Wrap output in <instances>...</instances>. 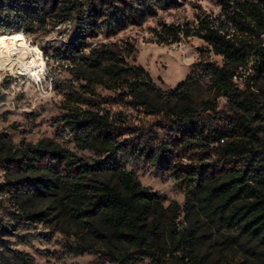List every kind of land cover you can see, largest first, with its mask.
<instances>
[{"label": "trees", "instance_id": "obj_1", "mask_svg": "<svg viewBox=\"0 0 264 264\" xmlns=\"http://www.w3.org/2000/svg\"><path fill=\"white\" fill-rule=\"evenodd\" d=\"M181 1L0 0V36L71 24L69 39L46 56L58 64L51 84L61 96L66 133L77 150L93 153L79 156L50 138L16 147L0 138V194L34 222L71 219L93 236L87 248L102 242L117 264H132L136 256L156 264H207L198 251L199 228L191 225L195 215L234 232L231 243L255 241L264 255V145L256 143L246 113L256 109L251 82L264 75V0H219V15L204 13L194 25L164 22L151 38L171 45L197 36L222 56V65L203 63L202 69L213 75L229 109L211 101L194 107L192 75L165 90L135 63L131 43L107 40ZM251 62L254 72L240 88L234 76ZM121 155L169 174L185 194L184 205H166ZM35 203L50 210L32 209ZM3 227L0 222V233Z\"/></svg>", "mask_w": 264, "mask_h": 264}, {"label": "rangeland", "instance_id": "obj_2", "mask_svg": "<svg viewBox=\"0 0 264 264\" xmlns=\"http://www.w3.org/2000/svg\"><path fill=\"white\" fill-rule=\"evenodd\" d=\"M221 10L219 0L181 1L172 8H156V13L147 16L141 25H130L107 40L123 39L131 43L135 63L144 67L157 85L165 90L174 89L192 75L191 103L194 107L202 109L205 102L211 101L219 109H229L226 98L216 92L213 75L202 69L203 63L222 65L224 59L215 54L203 39L191 36L171 45L151 41L154 30L164 22L194 25L202 14L217 16ZM71 28V24L66 23L38 30L31 35L21 32V38L39 46L43 52L46 65L40 76L0 70V138L7 147H16L22 141L36 143L50 138L76 151L79 156H93L90 151L77 150L66 133L61 120L63 111L59 107L61 96L51 84V76L58 64L46 56L47 53L53 54L69 39ZM252 65L253 62L248 68L237 69L238 78L235 81L240 88L245 86L254 72L253 68L250 69ZM61 75L69 77L66 71H62ZM251 86L256 109L246 113L258 136L256 143L264 145V75L251 82ZM118 158L137 175L143 186L161 194L166 205L171 201L184 205L185 194L169 174L156 172L148 163L136 157L121 155ZM3 182L4 170L0 164V184ZM0 201V222L4 225L0 233V261L4 259L9 264H117L104 253L106 247L102 242L97 241L96 247L87 248L95 243L93 236L71 219L54 218L49 222L37 223L26 218L8 195L0 194ZM31 208L46 212L50 210L47 204L42 203H35ZM180 221L186 224L184 215ZM191 225L199 228L201 242L198 251L207 264L263 263L264 255L255 241L243 238L231 243L227 237L234 235V232L223 226H210L202 215L193 216ZM83 248L80 254L75 252ZM132 264L156 263L149 257L136 256Z\"/></svg>", "mask_w": 264, "mask_h": 264}, {"label": "bare ground", "instance_id": "obj_3", "mask_svg": "<svg viewBox=\"0 0 264 264\" xmlns=\"http://www.w3.org/2000/svg\"><path fill=\"white\" fill-rule=\"evenodd\" d=\"M21 36L22 33L0 36V70L40 76L46 65L43 52Z\"/></svg>", "mask_w": 264, "mask_h": 264}, {"label": "built area", "instance_id": "obj_4", "mask_svg": "<svg viewBox=\"0 0 264 264\" xmlns=\"http://www.w3.org/2000/svg\"><path fill=\"white\" fill-rule=\"evenodd\" d=\"M234 78H237V75H235Z\"/></svg>", "mask_w": 264, "mask_h": 264}]
</instances>
